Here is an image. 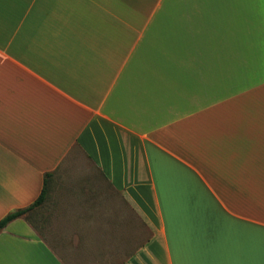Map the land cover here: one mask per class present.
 Instances as JSON below:
<instances>
[{
    "label": "crops",
    "instance_id": "0c3cea01",
    "mask_svg": "<svg viewBox=\"0 0 264 264\" xmlns=\"http://www.w3.org/2000/svg\"><path fill=\"white\" fill-rule=\"evenodd\" d=\"M0 264H264V0H0Z\"/></svg>",
    "mask_w": 264,
    "mask_h": 264
},
{
    "label": "trees",
    "instance_id": "16d2710c",
    "mask_svg": "<svg viewBox=\"0 0 264 264\" xmlns=\"http://www.w3.org/2000/svg\"><path fill=\"white\" fill-rule=\"evenodd\" d=\"M44 195H45V191L43 189L41 194L29 206H27L25 208H19V209L13 210V211L9 212L8 214H6L5 216H3L0 219V230L3 229L7 225V223L9 221H11L12 219H14V218H16V217H18L20 215H23L29 209L40 205L43 202V200H44Z\"/></svg>",
    "mask_w": 264,
    "mask_h": 264
}]
</instances>
